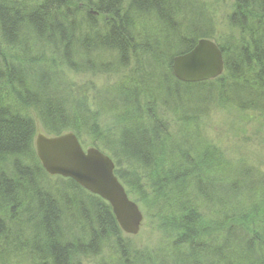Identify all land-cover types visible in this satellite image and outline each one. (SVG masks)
I'll return each mask as SVG.
<instances>
[{"label": "trees", "instance_id": "trees-1", "mask_svg": "<svg viewBox=\"0 0 264 264\" xmlns=\"http://www.w3.org/2000/svg\"><path fill=\"white\" fill-rule=\"evenodd\" d=\"M68 1L44 0L35 11L22 12L13 0H0V57L6 58V62L0 61V206L3 211L11 202V210L17 207L20 211L9 225L0 217V245L27 249L30 256L34 253L33 258L38 255V264H81L86 251L96 253L99 241L115 239L121 251L118 264L152 262L130 250L133 247L121 237L112 207L103 197L64 176L61 183L65 186L55 195L34 146L36 122L31 114L42 120L49 134L63 133L72 128L70 123L76 125L71 120L83 121V115L90 116L83 112L82 101L75 103L80 96L72 100L62 90L65 82L59 84L55 72L64 67L63 61L78 68L80 63L72 59L76 54L94 70L117 72V65L107 63L111 60L106 56L95 55L116 50L122 69H128L133 60L135 68L117 87L116 98L106 100V107H115L108 112L118 113L115 128L106 134L96 130L94 120L89 125L113 152L108 154L128 192L153 198L152 206L159 209L168 236L174 237L169 244L172 255L148 257L154 263L158 258L160 264H264V174L239 164L227 181L222 170L204 168L211 155L199 145L190 146L192 129L184 127L172 133L158 110L162 106L163 112L178 115L184 125L197 123L221 99L232 100L243 109L264 111V0H233L229 18L234 30L223 42H217L225 71L216 78L195 82L178 79L172 61L175 55L189 51L200 37L214 38L202 5L194 0H132L126 7L123 0H100L99 11L110 16L106 32L101 34L90 32V24L91 30L99 28L91 15L78 19L80 14L75 15ZM21 8L27 9L26 5ZM145 19L153 22L154 30L145 23L142 28L137 24ZM77 20L81 22L76 24ZM81 30L87 36L76 33ZM22 31L38 47L25 43L23 55L14 51L10 63L3 52L10 46L6 42L13 43ZM5 39L3 45L1 40ZM47 46L54 48L51 51ZM60 50L64 60L45 62L44 52L56 56ZM35 52L43 57H34ZM24 57L33 63L30 68L41 65L43 79L40 77L38 91L42 96L34 90L19 94L14 85L24 83L20 74L28 63ZM15 98L21 109L10 105L15 104ZM145 180H150L154 196L146 193ZM202 196L218 206L209 220L201 215Z\"/></svg>", "mask_w": 264, "mask_h": 264}, {"label": "rangeland", "instance_id": "rangeland-1", "mask_svg": "<svg viewBox=\"0 0 264 264\" xmlns=\"http://www.w3.org/2000/svg\"><path fill=\"white\" fill-rule=\"evenodd\" d=\"M43 1L44 0H13L12 3L18 6L16 7L18 10L20 9L22 12H25L27 10L30 12V10L35 11V9L39 7L40 4L44 3ZM92 1L93 4L91 5ZM99 1L100 0H70L68 1V4L70 9L75 10V15L80 14L77 16L78 19H82L81 16H85V14L86 18L89 19L88 14L91 15V20H93V22L98 25L99 28H94L93 30H91L93 27H90L92 26L90 24L88 25L90 32L100 31V33L103 34L102 32H106L104 31V27H107L106 22L107 20H109L110 16H107L103 12L101 13L99 11V8L97 7ZM131 2L132 0H123V4L126 7H128ZM194 3L198 6L202 5V9H204V11L208 13L209 19H206L207 24H210L209 28L211 29V32H213L214 38L212 37V39H214L216 42H223L226 35L234 30V28L230 24L231 19L229 18L232 12L234 11L233 0H194ZM25 5L27 9H22L21 7ZM86 18L82 20H86ZM78 22L81 21L77 20L76 24ZM144 23L148 25V29L151 28L152 30H154L153 22L151 20H141L140 23L138 22L137 24H139L142 28L141 24ZM24 33L25 32L22 31L20 35H15L16 37L14 38L13 43L11 44L6 42V39L1 40L4 42L3 45H5V42L10 45L9 47L5 46V50L3 51L7 54V58L10 63H12L11 56H13L14 51L19 56L23 55L21 51L24 52L23 48L25 46V43H27V46H30V48L38 47L36 41L32 39L31 36L26 37ZM76 33H79L81 36H87V32H84V30H81L80 32L76 31ZM47 47L49 49L51 48V51L54 48L52 46ZM32 50L33 49H31V51ZM49 51L44 52V57H46L44 59L45 62L49 60H64V57L62 55L63 53L61 52V50L57 52L56 56L52 55V52ZM117 52L118 51L115 50L112 54L106 50L104 52H97V54H95L98 58V55H100L101 58L106 56L105 59L107 61L111 60V62L107 63H110L111 65H117V67L119 68L117 72H104L100 69L94 70L90 68V65H86L85 63L80 62L81 58H76V54L72 56V59L75 60V62L77 61L80 63L76 64L78 68H71L65 61H63V63L65 64L64 67H61L60 70L55 72V74L58 75L56 77L59 78V84L62 85L65 82V88L62 89L63 92L66 91L68 95H71L72 100L73 98H77L78 96H80L79 100H76L75 103H79L82 101V104L83 106H85L86 109L83 112L85 114L89 113L87 115H90L89 117L83 115V121L80 120L74 122L75 120H71L73 123H76V125L70 123V125H72V128L67 129L66 131H73L74 133H76V135L81 140V143L85 147L95 145L96 147H99L103 151L110 154H113V152L109 149V147L104 145L103 142L99 140V138L94 133V128L92 126L90 127L89 124L92 122V120H94L97 125L96 130H103L104 132H106V134L108 131H111L115 128L114 125L116 123L118 113L108 112L115 107H106V100H109L110 102L116 98V95H118L116 91L119 92L117 90V87L121 84H124L122 81H124L125 77L128 74L132 73L131 70L135 68V61L133 60L132 65L128 69H122L121 66L117 64V61L119 59V57H117ZM38 55H40V57H43L41 55V52H35L34 57H37ZM3 58L4 57H0V61ZM23 59L28 62L25 63V65L27 64L26 66L23 65V70H20V74L21 77L24 79V83L23 85H21V87H19L20 85H17L16 83H14V85L18 89L19 94H21L22 91L24 92L26 90H29L30 92H32L34 90L39 93V95H41V93L39 92L40 79L42 78L40 76L41 71L39 70L41 65H39L38 63L36 65V69H33L30 68L31 64L33 63H31V61L29 62L28 58L24 57ZM2 61L6 62V58ZM50 63L51 62H48L47 66L52 68L50 66ZM59 63L61 65V62ZM43 65L45 66V64ZM126 82L127 79L125 83ZM102 93H106V95L103 96ZM19 101L23 102L22 98H20ZM13 102H15V104L10 103V105H13L12 107L17 109L22 108V105L18 104L16 98L13 99ZM162 109H164L162 106L161 109L160 107L158 108V110L160 111V117L163 120L165 119L167 121L172 133L178 132L180 128L181 130H184V127L187 130L192 129L190 133L192 137H189V140L192 142L190 143L188 141L189 144H191L190 146L194 148L195 146L199 145L201 148H203V152H207L211 155V157L207 158L204 161V168L207 167L213 170H222V175H224V178L227 179V181L231 178L233 172L238 170L237 167L239 166V164H245L252 170L260 171L264 174V111L261 112L256 110L243 109L235 105L232 100L221 99V101L211 107V109H209L206 114L201 115L200 118L197 120V123L187 122V124L184 125V123L181 124V122L183 121H180L178 117H176L178 115H173L174 113H171L169 110H165L167 112L165 113L162 111ZM30 111H32V109H30ZM24 112H26L25 114H29L27 110H25ZM31 115L34 116V122H36L34 135V146L36 150V135L39 132L45 134L49 133L48 129L45 128L42 120H40V118L36 114ZM228 170L231 171L228 172ZM141 172L142 171H140V174ZM217 172V170L214 171V173ZM218 173L216 174V176L218 175ZM58 176L59 175L49 173L47 178L49 181V186L54 189L51 191H54L55 195H57L58 188L65 186L64 183H61L62 176ZM216 176H214V178H216ZM148 181L150 183V180H145V183L143 184L144 189L146 190V193L148 195L154 196L155 194L153 193L152 184H149ZM129 194L131 198L136 200L139 204L141 210L143 211L144 218L138 233L128 234L122 229H120V231L122 232V234L120 233L121 237L124 241H126L125 243L133 247L130 248V250H133L134 253H137L139 254V256L141 255L145 259L153 262H150L149 264H160L158 258L157 261H155L154 263V260L150 259L151 257L148 256L151 255L152 257L156 258L157 255H172L169 249V244L170 238L173 239L174 237L168 236V233L170 232L168 231L167 225L163 226L162 221L160 220L162 216L158 212L159 209H157L156 211L155 207L152 206L154 203L153 198H151V200L149 198L144 199L142 195H139V193L133 190H131ZM202 199L203 204L201 205V210L203 211L201 212V215L204 217V219L209 220L211 215H215L218 206H214L217 204L212 203L213 199L209 200L206 196H202ZM10 203H8L9 205L7 204V208L3 211L1 209L2 206H0V217L2 219L4 218L3 220L8 225L11 223V220L16 218L18 216V213H20V211H16L17 207L15 208V210H11L13 207H11L12 204L10 205ZM210 207H213L215 210H211ZM219 215L221 216V214ZM11 239H9V241ZM1 241L4 242L3 239H1ZM86 241H88V239H86ZM6 244L4 243L0 245V264H34L37 261L38 255L33 258L34 253H32V256H30L27 249L19 248V250H16L13 246H8V244L6 246ZM97 247L99 249L96 251L95 254L91 251H86V255L81 256V264H103L106 259H109V261L112 260V263L110 264H118L121 261L120 247L119 244L115 242V239H110L109 241L103 242L99 241ZM4 248H8L7 252L4 251ZM133 252H131V254ZM109 261L107 262L108 264ZM138 261L139 260H136V262L134 261L135 264L147 263L146 260L145 262ZM38 263L39 261H37V264ZM46 263L53 264L52 261L45 262L43 264ZM40 264H42L41 261Z\"/></svg>", "mask_w": 264, "mask_h": 264}, {"label": "water", "instance_id": "water-1", "mask_svg": "<svg viewBox=\"0 0 264 264\" xmlns=\"http://www.w3.org/2000/svg\"><path fill=\"white\" fill-rule=\"evenodd\" d=\"M225 69L223 51L212 38H199L184 53L174 56V75L186 82L203 81L220 76ZM36 151L50 174L71 177L89 191L103 197L111 205L119 227L128 234L139 232L144 214L136 200L116 173L114 159L99 147H83L76 133L39 132Z\"/></svg>", "mask_w": 264, "mask_h": 264}, {"label": "bare ground", "instance_id": "bare-ground-1", "mask_svg": "<svg viewBox=\"0 0 264 264\" xmlns=\"http://www.w3.org/2000/svg\"><path fill=\"white\" fill-rule=\"evenodd\" d=\"M213 79V78H212ZM90 146H95V145H90ZM96 147V146H95ZM87 148V147H86ZM102 150V149H101ZM119 177V176H118Z\"/></svg>", "mask_w": 264, "mask_h": 264}]
</instances>
